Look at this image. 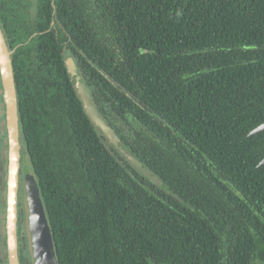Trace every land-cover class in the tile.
I'll return each mask as SVG.
<instances>
[{"label": "trees", "instance_id": "1", "mask_svg": "<svg viewBox=\"0 0 264 264\" xmlns=\"http://www.w3.org/2000/svg\"><path fill=\"white\" fill-rule=\"evenodd\" d=\"M0 26L58 264H264V0H0Z\"/></svg>", "mask_w": 264, "mask_h": 264}, {"label": "water", "instance_id": "2", "mask_svg": "<svg viewBox=\"0 0 264 264\" xmlns=\"http://www.w3.org/2000/svg\"><path fill=\"white\" fill-rule=\"evenodd\" d=\"M10 51L7 48L3 31L0 26V85L2 90L5 131L7 139V178L5 193V246L7 264H19L18 256V186L21 167V155L25 148L20 143L17 96L13 76ZM64 64L70 77V82L75 88L76 94L80 97L83 108L89 119L108 138V140L120 150L136 166L139 161L128 153L112 127L100 116L99 111L92 99L87 85L82 81L77 71V65L71 56H66ZM264 129V122L250 131V134ZM264 157L258 163L263 164ZM30 179L27 168L24 165L25 188L28 206V231L32 244V255L34 264H58L52 233L44 205L38 191L37 181Z\"/></svg>", "mask_w": 264, "mask_h": 264}, {"label": "rangeland", "instance_id": "3", "mask_svg": "<svg viewBox=\"0 0 264 264\" xmlns=\"http://www.w3.org/2000/svg\"><path fill=\"white\" fill-rule=\"evenodd\" d=\"M0 127L4 126L5 129V116H4V104H3V97H2V90H1V86H0ZM22 145V144H21ZM21 157H24L23 160L24 164L27 168V172L28 175L30 177V179L32 180V168L30 165V161L28 160L27 155L24 153H22ZM34 183H35V176L33 177ZM4 181H6V173H4V166L3 169L0 168V199H4L5 200V193H6V187H4L3 183ZM18 200H20L21 202V206L22 209L24 208V213H23V221L21 224V237H20V241L22 240L23 243V254L25 255V259H26V263L27 264H34L33 261V255H32V244L30 241V234L28 231V210H27V206H26V201H25V191H24V182H22L21 179V187L19 188L18 186ZM20 206V205H19ZM4 222H5V207H1L0 204V237H1V250L4 252L6 251V246H5V229H4ZM3 224V226H2Z\"/></svg>", "mask_w": 264, "mask_h": 264}, {"label": "flooded vegetation", "instance_id": "4", "mask_svg": "<svg viewBox=\"0 0 264 264\" xmlns=\"http://www.w3.org/2000/svg\"><path fill=\"white\" fill-rule=\"evenodd\" d=\"M0 132L5 133V129L4 126L0 127ZM6 135V134H5ZM7 139L5 138L4 140V144L3 142L0 141V168L3 169L4 166V173H6V178H7V161H8V157H7ZM24 157H21V167H20V175H19V188L21 187V179L22 182H24V191H25V201H26V206H27V196H26V188H25V177H24V161L23 160ZM6 184V181H4ZM20 205V206H19ZM18 239L20 241V237H21V224L23 221V213H24V208L22 209L21 206V202L20 200H18ZM27 210H28V206H27ZM28 228V227H27Z\"/></svg>", "mask_w": 264, "mask_h": 264}]
</instances>
